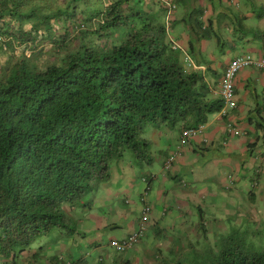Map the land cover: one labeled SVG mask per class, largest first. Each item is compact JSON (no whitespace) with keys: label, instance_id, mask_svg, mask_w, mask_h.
<instances>
[{"label":"trees","instance_id":"1","mask_svg":"<svg viewBox=\"0 0 264 264\" xmlns=\"http://www.w3.org/2000/svg\"><path fill=\"white\" fill-rule=\"evenodd\" d=\"M91 1L0 0V48L21 51L0 71V259L13 264L42 237L68 230L64 206H79L111 181L114 163L127 152L138 164L151 162L147 127L196 128L221 112L207 74L185 60L187 54L205 66L196 55L213 36L227 49L215 20H241L234 43L251 33L258 38L241 25L249 17L230 7L234 0H226L230 15L216 16L224 0H209L212 9L193 0ZM185 31L183 50L175 41ZM45 41L53 61L26 56ZM238 93L235 84L236 99ZM261 98L252 96L246 119L247 134L257 138L248 144L250 156L264 145ZM235 233L203 264H264V246L255 250ZM182 253L173 264H193ZM169 258L157 261L171 264Z\"/></svg>","mask_w":264,"mask_h":264},{"label":"crops","instance_id":"2","mask_svg":"<svg viewBox=\"0 0 264 264\" xmlns=\"http://www.w3.org/2000/svg\"><path fill=\"white\" fill-rule=\"evenodd\" d=\"M226 4L227 1L224 0L223 12L217 10L214 16L219 13L229 14ZM250 5L252 6L251 2ZM253 9L256 10L254 14L248 8L241 11L242 19L249 17L241 25L248 30H255L256 32H250L257 33L255 37L258 38H254L251 33L244 41L234 43L237 35L234 27L241 20H230L223 15L225 20L221 24L215 20L213 25L217 30H223V38L227 34H235L233 39L224 38L228 42L227 49L221 51L217 47V50L209 52L211 54L209 62L199 57L197 60L206 64L202 67L191 59L199 70L206 74L210 72L212 77H215V81L212 79L211 83L212 87L216 88L215 95L219 94L217 80L222 78L229 62L240 56L233 53L237 46L247 50L243 51V54L258 59L264 58V0H254ZM236 10L240 11L238 8ZM258 13L261 18L256 19ZM212 14V11H207L208 17ZM254 18L257 24L250 25ZM179 36L180 41H176L186 49L188 33L181 32ZM208 44L209 42L201 43L199 48L204 51ZM230 45L234 48L231 49ZM244 70L252 71V76L251 80L246 79L245 82L242 79L248 72L237 76L236 89L239 93L236 109L229 110L226 116L220 113L212 115L211 123L208 121L205 125L204 134L190 141L170 169H165V164L179 143L182 129L180 127L176 130L169 129L165 125L147 127L146 139L151 145V162L143 165L134 163L131 159H122L119 164L113 165L111 181L90 193L79 206H64L70 218L69 229H56L50 235L42 237L30 250L19 256L16 264H86L87 255L92 256L94 253L99 258L93 264H147V261H157L165 256L166 248L169 249L167 254L179 255L188 245L190 237L187 232L199 229L197 232L199 237L203 230L211 235L212 233L206 229L204 216L213 217L218 225L222 220L217 218L224 217L222 212L227 210L226 206L229 205H226V202L234 200L235 196L229 197V200L226 199V195L230 193L238 195L242 188H247L251 183L249 189H246L250 191L255 178L264 176V145L259 144L250 156L248 144L254 143L257 138L254 137L253 141L246 144L247 137H250L247 134L246 119L252 110V96L259 93L264 98V71L256 68ZM263 98L260 101H264ZM229 123L233 124L241 135L236 136L229 132L226 127ZM237 153L243 156L237 157ZM255 173L261 175L256 176ZM247 177L250 181H245ZM229 179L233 181L232 187L228 184ZM257 187H260L259 182ZM259 191L263 197L264 189ZM249 198L254 204L258 199L253 192ZM145 206H149L151 211L143 239L126 252L119 253L113 250L110 247L112 240H125L138 228ZM193 207H197V215L192 212ZM239 216L240 214H237V222ZM200 223H203L201 228ZM193 226L196 230H192ZM120 231L125 232L122 237L117 238L116 235L109 237L110 233ZM169 232L180 235L174 238ZM9 261L1 258L0 264H13Z\"/></svg>","mask_w":264,"mask_h":264},{"label":"rangeland","instance_id":"3","mask_svg":"<svg viewBox=\"0 0 264 264\" xmlns=\"http://www.w3.org/2000/svg\"><path fill=\"white\" fill-rule=\"evenodd\" d=\"M108 1H110V0H92L91 3L97 4L99 2L100 4H103V3L106 4V3H108ZM233 2H234V4L230 6L233 9L238 8L240 11H242V10H245L246 8H248L249 10H251V7H252L250 5L251 0H234ZM209 3H210L209 0H193L192 1V5L194 7L203 5V6H207L208 9L210 8ZM232 19L234 20V18H232ZM254 24H257V20H255V18L253 19L252 22H250V25H254ZM231 35L227 34V35H225L226 37H224V38L233 39L235 34H231ZM2 42L5 43V40H2ZM237 43H239V42H236V44ZM207 47L208 48H206L203 52L198 51L199 53L196 55V58H199L200 56H202L207 62L210 61V55L211 54L209 52H211L213 50H217L215 36H213L212 39H210ZM243 51L246 52L247 50L245 48H242L241 46H237L233 50V53L241 56L244 53ZM25 54L28 58H35L39 62H51L55 58L53 45H52V43H49L48 41H45L43 44H41L37 50L36 49L27 50ZM12 56H15V57L21 56V51L17 50L16 54H14V52H12L11 49L8 46H5V44H4V48L3 49L0 48V71L4 67V64ZM246 72H248L247 76L242 79V81H244V82L246 79L247 80L250 79V76H252L251 75L252 71L241 70V72L238 74L239 76H242V74H244ZM221 73H222V71H220V74ZM207 76H208L210 83H213V80L215 81V77H212L210 72L207 73ZM220 80L221 79L219 78L217 80V83L220 84V82H221ZM240 90H241V88H240ZM212 117L213 116H211L209 118V123H211V121L213 119ZM179 126L177 128H175V130L178 129ZM144 138L146 139V131L144 133ZM254 139H255L254 136L247 137L246 144L250 143ZM246 144H245V148L247 147ZM260 145H263V144L260 143ZM236 156L242 157L243 155H241L240 153H237ZM246 156H248V154H246ZM123 159L124 160L131 159L135 163V157H134L132 152H127L124 155ZM248 160H250V159H248ZM119 162H121V160L116 161L114 163V166L119 164ZM143 165H146V162H144ZM247 167H249V166H247ZM255 174H256V176H258L257 173H255ZM234 179H235L234 181H236V177H234ZM247 180H248V177L246 178L245 181H247ZM248 181H250V180H248ZM232 182L233 181H231V179L228 180V184L231 187H232ZM258 182L260 183V187H257ZM250 185H251V183L249 184L248 187H250ZM243 186H245V185L243 184ZM247 188L246 187L242 188V190L239 192L238 195L232 194V193L226 195V197H227L226 199H229V197L231 198L234 195L235 196L233 197L234 200H232L230 202H226V205H228V204L229 205L226 206L227 210H224L222 212L224 214V217H218L217 218L218 220H222V222H220L218 225H217V223H215V219L213 217L205 218L206 216H204L206 226H207L206 229L210 233H212L213 236H211L212 234L208 235V238L205 239L204 235L202 233H200V237H199V233L197 235V232H199V229L196 230L195 226H193L192 230H196L195 231L196 233L195 232H187L188 233L187 235H189V237H190V239L188 241V245L185 249H183L184 253H182L183 251L180 252L183 255H185L184 259L192 261L193 264H200V263L203 264L205 262L204 259H205L206 255H207V257H210L211 255H213V252L217 253V254L220 252L221 249L219 248V245L224 243L225 239H228V237L233 232H238V233H235V235H237L236 237H239V239L244 238L245 243L255 250H259V249H261V247L264 246V195H263V197H261V192L259 191V189L260 190L264 189V176L262 178H257V177L255 178V181L253 182V187L250 189V191L249 190L246 191ZM251 192L255 193L258 197V199L255 200V202H256L255 204L252 202L253 200H251L249 198ZM231 202H234L235 204L233 205ZM192 212H194V214H196L197 207H193ZM237 214H240L239 222H237V220H236ZM202 224L203 223L199 224L200 228L202 227ZM179 228L182 229L181 226H179ZM169 233L171 235H173L174 238H177L178 235H180V233H178V235L177 234L175 235L172 232H169ZM123 234H125V232H123V231H120V232H117L114 234L112 232L109 234V237L110 236L114 237L116 235L117 238H120V237H122ZM168 251H169V249L166 248L164 250V252H165L164 255H165V257H170L168 261L171 262V264H173V262H175L177 260H180L179 255L171 256V255L167 254ZM87 256L88 257L85 258L86 264H93V262H97V260L99 258V256L95 253L92 254V256H91V254L87 255ZM147 264H159V263L157 261L150 260V261H147Z\"/></svg>","mask_w":264,"mask_h":264},{"label":"built area","instance_id":"4","mask_svg":"<svg viewBox=\"0 0 264 264\" xmlns=\"http://www.w3.org/2000/svg\"><path fill=\"white\" fill-rule=\"evenodd\" d=\"M256 68L258 70L264 71V58L256 59L251 55H242L233 59L222 79L219 89V95L223 100L224 107L221 110L220 114L222 116H226L229 110H234L237 107V99L235 96V84L236 79L241 70ZM229 132L235 134L236 136L241 135V132L231 123L226 125ZM205 132V125H200L196 128H186L182 131L181 137L179 139V143L176 146L174 152L167 159L165 164V169H170L171 166L181 157L184 152V149L189 145L192 139H195ZM146 181V180H144ZM145 200V198H144ZM149 206H145L143 209V215L141 223L138 228L132 232V234L125 240H112L110 242V247L119 252H126L128 250L133 249L136 245L140 243L147 232V222L149 220L150 215Z\"/></svg>","mask_w":264,"mask_h":264},{"label":"clouds","instance_id":"5","mask_svg":"<svg viewBox=\"0 0 264 264\" xmlns=\"http://www.w3.org/2000/svg\"><path fill=\"white\" fill-rule=\"evenodd\" d=\"M187 33V32H186ZM171 38H173V37H171ZM178 44V42L177 41H175V45L176 46H178V47H180L181 49H183L184 50V48H182L179 44ZM176 46H174V47H176ZM186 52V51H185ZM243 55H246V54H243ZM249 55V54H248ZM242 56V55H241ZM252 56V55H251ZM253 57V56H252ZM237 58V57H236ZM192 58H190L187 54H186V57H185V60H186V64L188 65V67H192L193 69H195V70H199V68H198V66H196L195 65V63H193L192 62V60H191ZM235 59V58H234ZM256 59H258V58H256ZM232 61V60H231ZM230 61V62H231ZM229 62V63H230ZM229 65V64H228ZM228 67V66H227ZM227 67H226V69H227ZM226 69H225V71H226ZM225 71L223 72V75H222V78H221V82H222V79H223V76H224V73H225ZM241 72V71H240ZM239 72V73H240ZM221 82H220V84H221ZM220 84H219V89H220ZM216 89V88H215ZM218 89V88H217ZM214 93H215V91H214ZM217 96H219L220 97V95L218 94ZM184 130V129H183ZM182 130V131H183ZM182 134V133H181ZM144 180H146V179H144Z\"/></svg>","mask_w":264,"mask_h":264}]
</instances>
